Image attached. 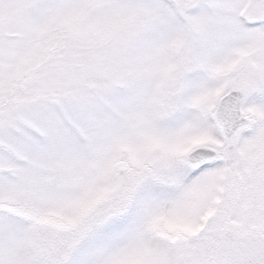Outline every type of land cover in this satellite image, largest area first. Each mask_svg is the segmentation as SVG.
<instances>
[{"label": "snow or ice", "instance_id": "6c2138e0", "mask_svg": "<svg viewBox=\"0 0 264 264\" xmlns=\"http://www.w3.org/2000/svg\"><path fill=\"white\" fill-rule=\"evenodd\" d=\"M0 264H264V0H0Z\"/></svg>", "mask_w": 264, "mask_h": 264}]
</instances>
